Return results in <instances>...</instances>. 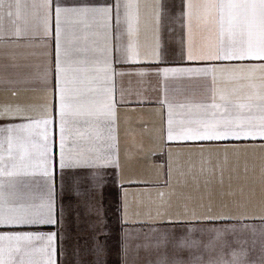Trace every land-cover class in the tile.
Returning <instances> with one entry per match:
<instances>
[{
	"label": "crops",
	"instance_id": "obj_1",
	"mask_svg": "<svg viewBox=\"0 0 264 264\" xmlns=\"http://www.w3.org/2000/svg\"><path fill=\"white\" fill-rule=\"evenodd\" d=\"M42 4L19 0L18 17L15 4L11 18L0 12V128L14 129L12 155L18 156L21 144L38 151L33 143H43V125H36L51 121L56 223L3 226L0 235L55 233V264H264V140H169V104L174 130L194 126L189 121L202 118L196 105L210 102L205 85L211 75H164L165 69L264 62L189 61L187 0H51L47 31ZM57 6L111 9L107 29L91 11L60 20L61 66L70 69L60 79L69 81L72 110L86 114L68 118L65 148L100 162L110 156L107 167L59 168ZM206 21L193 32L197 47L218 37L217 25ZM65 47L71 49L68 63ZM106 63L107 72L100 71ZM216 75L225 92L237 86L227 73ZM255 83L241 94H256ZM109 90L111 115L105 107ZM28 124L33 127L16 130ZM8 135L0 133L5 171L11 165ZM16 206L10 201L3 211L11 214ZM22 244L28 264H46V239Z\"/></svg>",
	"mask_w": 264,
	"mask_h": 264
},
{
	"label": "snow or ice",
	"instance_id": "obj_2",
	"mask_svg": "<svg viewBox=\"0 0 264 264\" xmlns=\"http://www.w3.org/2000/svg\"><path fill=\"white\" fill-rule=\"evenodd\" d=\"M13 4L17 8L19 16V0H8L6 10V0H0V12L9 18L13 16L11 11ZM51 0H43L42 7L45 10L43 24L45 31L48 28L49 8ZM117 6V11H118ZM130 7V5H125ZM202 9L203 14L193 8ZM187 17L189 31V46L187 59L208 60V61H261L264 62V0H203L202 3L194 5L193 0H187ZM6 10V11H5ZM99 13L103 19V27H109L110 8L100 9H75V8H55L56 17V38H57V63L56 71L59 88V117H60V144H59V168L74 167H107L111 163V157L106 156L102 162L89 160L82 154L72 155V149L66 151L65 133L69 130V117H80L86 115L79 109L72 110L75 100L71 90L68 88L69 81L66 73L70 70L61 66L60 61V20L62 15L69 13L81 14ZM3 16L0 15V19ZM211 19L218 27V37L213 44L197 47L193 40V32L202 22ZM195 20V24L193 23ZM117 24L119 16L117 15ZM19 35V31L16 33ZM119 50V49H117ZM65 62L71 60V49H64ZM135 60V55L131 57ZM108 65L100 71L107 72ZM217 73H227L229 79L236 82L231 93L225 92L217 87ZM171 74L174 77L211 75V85H205V92L209 103H201L196 108L202 112V118L189 121L188 127H180L174 130L172 117V105L169 104L168 139L182 141H223V140H264V63L252 65H238L230 68H207V69H165L164 75ZM259 80V91L254 95H242L244 87L256 88V80ZM247 82L246 84L241 82ZM183 107V105H181ZM107 114L113 113V104L109 90V97L105 104ZM87 115H91L88 113ZM50 120L44 119L36 126L43 125L41 136L42 144L33 143V148H37L35 153L28 152L21 144V151L18 156L12 155V127L0 128V133L7 132L8 156L11 161L10 170L5 171L8 165L4 164V158L0 155V177H39L40 179L16 180L5 182L0 179V227L20 226V225H51L56 223L54 189L51 177L53 176L52 148L49 143L47 125ZM85 123H88L86 120ZM33 125L17 126V131L30 129ZM2 144V141H0ZM17 205L10 209L6 215L4 207L9 203ZM35 239H46L48 246L43 249L47 255L46 264H55L52 259L55 249L52 243L55 233L47 237L34 236L32 234L0 235V264H28L24 257L28 255L22 242H31ZM4 242H9L5 248ZM11 242H16L13 246ZM5 253L7 259H5ZM18 257V259H17ZM160 264H166L161 260Z\"/></svg>",
	"mask_w": 264,
	"mask_h": 264
}]
</instances>
